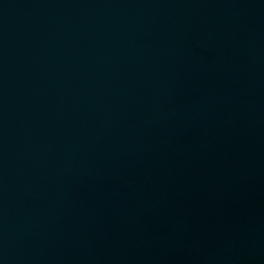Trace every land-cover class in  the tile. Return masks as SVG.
Listing matches in <instances>:
<instances>
[{"label":"water","instance_id":"95a60500","mask_svg":"<svg viewBox=\"0 0 264 264\" xmlns=\"http://www.w3.org/2000/svg\"><path fill=\"white\" fill-rule=\"evenodd\" d=\"M0 264H264V0H0Z\"/></svg>","mask_w":264,"mask_h":264}]
</instances>
